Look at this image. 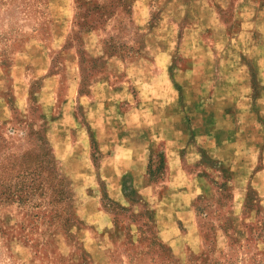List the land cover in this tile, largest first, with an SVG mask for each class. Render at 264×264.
Instances as JSON below:
<instances>
[{
    "label": "rangeland",
    "instance_id": "1",
    "mask_svg": "<svg viewBox=\"0 0 264 264\" xmlns=\"http://www.w3.org/2000/svg\"><path fill=\"white\" fill-rule=\"evenodd\" d=\"M0 264H264V0H0Z\"/></svg>",
    "mask_w": 264,
    "mask_h": 264
},
{
    "label": "trees",
    "instance_id": "2",
    "mask_svg": "<svg viewBox=\"0 0 264 264\" xmlns=\"http://www.w3.org/2000/svg\"><path fill=\"white\" fill-rule=\"evenodd\" d=\"M59 187H61V189H62L61 191H59V193H61V194H62V193H63V187H64V185H63L62 181H60Z\"/></svg>",
    "mask_w": 264,
    "mask_h": 264
},
{
    "label": "crops",
    "instance_id": "3",
    "mask_svg": "<svg viewBox=\"0 0 264 264\" xmlns=\"http://www.w3.org/2000/svg\"><path fill=\"white\" fill-rule=\"evenodd\" d=\"M94 87H97V86H94ZM94 87H93V89H94ZM95 89H97V88H95Z\"/></svg>",
    "mask_w": 264,
    "mask_h": 264
}]
</instances>
